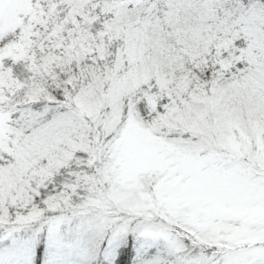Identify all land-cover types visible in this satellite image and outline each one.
Segmentation results:
<instances>
[{"label": "snow or ice", "instance_id": "snow-or-ice-1", "mask_svg": "<svg viewBox=\"0 0 264 264\" xmlns=\"http://www.w3.org/2000/svg\"><path fill=\"white\" fill-rule=\"evenodd\" d=\"M0 264H264V0H0Z\"/></svg>", "mask_w": 264, "mask_h": 264}]
</instances>
